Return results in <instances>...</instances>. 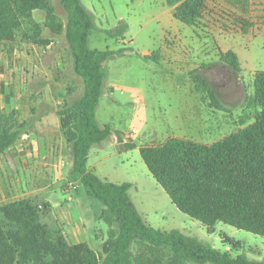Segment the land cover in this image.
Masks as SVG:
<instances>
[{
	"label": "trees",
	"instance_id": "16d2710c",
	"mask_svg": "<svg viewBox=\"0 0 264 264\" xmlns=\"http://www.w3.org/2000/svg\"><path fill=\"white\" fill-rule=\"evenodd\" d=\"M66 19L61 21L51 0H0V42L13 41L22 32L26 41L47 45L43 28L63 35L72 71L80 77L79 98L57 110L71 152L70 175L77 177L87 195L102 204L99 219L107 224L100 251L86 242L70 244L59 228L40 221L34 198L22 197L0 204V264H264L232 255L179 229L163 230L148 224L129 196V182H111L87 168L91 147L110 135L111 126H100L95 109L107 75L105 63L124 50L89 46L95 28L93 15L81 0H59ZM208 0H165L173 16L194 26ZM44 13L42 23L33 10ZM109 33L115 34L112 31ZM235 71L240 62L232 50L219 54ZM251 101L260 106L256 121L210 144L170 137L140 148L141 157L171 202L183 213L212 230L217 222L264 236V71L255 72ZM211 90V101L217 107ZM10 117V115L8 116ZM23 124L13 125L0 113V154L22 135Z\"/></svg>",
	"mask_w": 264,
	"mask_h": 264
},
{
	"label": "rangeland",
	"instance_id": "374dc122",
	"mask_svg": "<svg viewBox=\"0 0 264 264\" xmlns=\"http://www.w3.org/2000/svg\"><path fill=\"white\" fill-rule=\"evenodd\" d=\"M82 1L85 5H88L90 1L98 12L93 11L97 26L89 38L90 47L101 50L116 49L121 46L129 47L127 50H130L131 55L117 62L122 61L125 64L123 61L131 60L125 70L130 73L129 77L132 82L142 90L146 101L152 99L151 102H146L148 125L145 130L151 132L156 129L158 133L165 136L164 131L167 125H164V114L168 112L170 115L169 111L172 112L177 106H184L188 109L195 100L196 93L190 89L192 81L188 73H176L177 78L174 77L176 78L174 82L173 77L167 78L166 73L161 72L158 63L151 60L146 61L148 64L146 66L138 63L143 60L136 56H139L143 49H155V45L162 39L165 26H172L164 10L166 6L162 5L160 0ZM247 1L208 0L205 11L197 24L188 26L173 19L175 23L183 24V26L173 29V32L175 31L173 36L168 31L165 34L167 38L196 37L200 40L211 38L216 42L221 40L223 44H229V49L237 50L241 63L239 71L224 65L220 58L213 62L212 57L210 59L201 57L200 59L197 81L200 87L201 125L198 132L194 128L193 134L185 128H183L185 133L182 130L180 132L203 141L205 144L218 141L253 124L261 109L259 105L251 101V98L255 92V72L264 71V9H262L264 5L262 6L261 0H249V3ZM51 3L58 18L64 22L66 14L60 1L51 0ZM34 17L35 21L42 23L44 13L36 10ZM118 18L124 20H117ZM27 26L29 23L24 22L22 29L16 32L15 40L0 42V113L7 116L8 122H12L13 125L25 122V124L21 123L23 124L22 135L36 131V133L33 132L34 137L39 138L40 128L35 124V111L31 108L33 104L42 105L44 103L43 86H48L52 93L58 94L57 98L60 101L69 102L61 107L63 108L75 101V95L67 94L74 91L77 96L82 81L71 69L63 35L53 34L47 28H43L41 36L53 42L49 46L37 45L23 38L22 32L27 31ZM110 31L115 34L109 33ZM122 33H124L123 37ZM114 35L116 36L113 37ZM116 37L120 39L117 40ZM215 46L214 49L217 51L218 44L215 43ZM150 73L155 75L151 77ZM162 77L169 83H164ZM221 77L227 78L229 82L225 84L223 90L214 82ZM211 78L214 79L217 95L211 88ZM140 80L143 81L140 82ZM175 84L180 89H174ZM152 87H155V90ZM211 90L220 107L211 101ZM129 108V105H123L120 111H127ZM40 113L44 112L40 111ZM161 142L162 140L157 141L158 144ZM46 147L47 142L45 141L42 149ZM11 150H14V147L8 148L3 153L11 152ZM66 168L67 166L63 168V176ZM138 174L139 172L135 171L137 178H139ZM49 177V181L56 180L53 187H56L58 194L61 195L60 186L63 181L58 179L57 174ZM20 179L21 177L13 172L0 170V204L27 196L20 195L21 188L15 189L14 187L20 184ZM43 179L46 180L45 177ZM132 198L138 209L140 210L142 206V211L149 215L150 223H147L155 228L179 229L188 236L226 250L232 255L242 254L252 260H260L264 257V236L237 229L222 222H217L212 230H208L199 221L176 208L159 185L141 181L139 190L132 191ZM33 200L36 201L35 198ZM91 200L101 205L97 199L91 198ZM97 225L102 236L106 238L107 224L99 220ZM97 242L101 240L98 239ZM91 247L97 252L101 248L95 244Z\"/></svg>",
	"mask_w": 264,
	"mask_h": 264
},
{
	"label": "crops",
	"instance_id": "0c3cea01",
	"mask_svg": "<svg viewBox=\"0 0 264 264\" xmlns=\"http://www.w3.org/2000/svg\"><path fill=\"white\" fill-rule=\"evenodd\" d=\"M261 1L263 2V6L264 0ZM81 2L83 3L82 0ZM160 2L162 5L166 6L164 10L165 13L168 14L167 17L170 19L169 21L172 26H165L164 32H162V39L155 45V49H143L139 53V56H136L138 59L143 60L138 63L141 66L148 65L146 61L149 60L158 63L159 68L162 70L161 72L166 73L167 78L173 77L172 80H174V82L177 78L175 76L176 73H188L192 81L190 89L196 92L195 100L192 101L188 109L184 106H177L173 108L172 112L169 111L170 115L166 111L167 113L164 114L163 118V121H165L164 125H167V129L164 131L166 132L165 136L158 133L156 129L147 132L145 130L148 125L146 102H151L152 99L146 101L142 90L132 82V79L129 77L130 73L125 70V67H128L127 64L131 63V60L128 59L129 62L123 61L125 64H123L122 61L117 62L120 59L126 58L125 56L131 55L130 50H127L129 47L126 48L121 46L116 49H108L118 50L122 48L124 50L121 54L115 55L105 63L106 67L108 63L107 75L104 80L102 94L95 109L96 122L100 126L109 124L111 130L107 138L91 147L87 157L88 170H92L101 179L116 183H130L131 186L128 192L131 202L144 220L149 223V215L145 211H142V206L139 210L137 205L133 202L132 191L137 192L139 190V182L141 181L151 182L154 183V185L159 184L147 169L141 157L140 148L158 144V140L164 142L169 137L189 138L197 142H203L193 137H188L186 134L184 135L180 132V130L183 131V128H185L186 131L193 134L194 128L196 132H198L201 125L200 87L197 81L199 78L198 66L200 59L201 57L202 59H210L212 57L213 59L211 61L213 62L219 58L221 52L227 50H232L238 57L237 50L235 48L229 49V44L225 45L221 40L216 42V40L213 41L211 38L200 40L196 37H165L167 31L173 36L175 32H173V29L183 26V24H177L173 21V19H176L173 16V6L167 5L165 0H160ZM88 3V5L84 3L83 5L93 15V11L97 12V10L90 1H88ZM247 3H249V0ZM262 9H264V7ZM36 10H33L34 19ZM102 15H105V13H102ZM120 19L124 20L123 18H118L117 20ZM94 23L96 28L97 23L95 19ZM126 25L128 27L127 23ZM95 28L92 30L93 33ZM124 33H122V37ZM115 36L116 35L113 37ZM116 39L119 40L120 37H116ZM52 42L53 41H50L46 46H49ZM215 43H217L219 47L217 51L214 49V47H216ZM231 47L234 46L231 45ZM224 65L227 64L224 63ZM150 74L151 77L155 75L153 73ZM178 76L180 75L178 74ZM162 79L164 81L165 78L162 77ZM213 80L211 78V88L214 89L217 95ZM142 81L143 80H140V82ZM214 82L215 85H218L221 89L224 88L225 84L229 83L225 77H221L218 80L216 79ZM164 83L168 84L169 81H164ZM173 88L180 89L176 84ZM152 89L155 90V87H152ZM43 90L45 91L43 94L45 104H33L31 108L35 111V124L40 128L38 131L39 138L34 137L33 132L36 133V131H30L28 134L20 136L10 147H14V150L0 154V170L2 172H13L21 177L20 186H14L15 189L21 188L20 195H27L26 197L36 199L41 210L40 221L50 228H59L68 243L76 244L86 242L90 247L93 246V244H95V246H101L105 237L102 236V232L99 227H97V221L100 220L99 213L102 209V204L100 203V206L95 204L93 200H91L93 197L87 195L79 178L70 175V147L63 135L60 119L57 114V110L69 102H65V100L60 101L57 98L58 94L55 92L52 93L51 89L46 85L43 86ZM82 91L83 85L81 83L77 96L74 91H71V94L67 95H75L74 97L77 99L82 94ZM123 105H129L130 108L127 111H120ZM40 111L44 113L41 114ZM219 112L222 111L219 110ZM21 123L25 124V122ZM45 141L47 142V147L43 150L42 147ZM65 166H67V168L63 176L64 172L62 173V171ZM135 171L139 172V178L135 175ZM54 174H57L58 179L63 181L60 186L61 195L58 194L57 188L53 187V183H55L56 180L52 179V181H49V176L54 177ZM42 176L45 177L46 180L43 179ZM138 203L141 205L140 201H138ZM98 239H100L101 242H97Z\"/></svg>",
	"mask_w": 264,
	"mask_h": 264
}]
</instances>
